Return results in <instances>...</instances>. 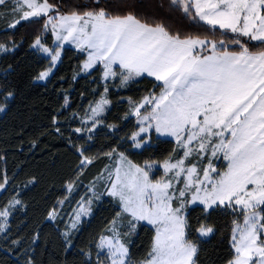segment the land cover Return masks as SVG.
Here are the masks:
<instances>
[{
    "label": "snow or ice",
    "instance_id": "snow-or-ice-1",
    "mask_svg": "<svg viewBox=\"0 0 264 264\" xmlns=\"http://www.w3.org/2000/svg\"><path fill=\"white\" fill-rule=\"evenodd\" d=\"M95 2L99 5V0ZM170 3L210 30L235 34L231 42L239 50H228L224 40L218 46L207 37L182 36L132 12L113 15L102 7L61 13L49 0H0V8L12 13L8 17L0 11V16L11 29L22 21L45 18L43 29L54 36V46H46L40 36L34 40L32 47L49 59V67L38 74V80L48 79L68 44L86 54L82 71L100 65L104 81L118 78L126 86L147 75L160 82L158 93L130 101L137 128L128 139L134 148L151 151L153 133L173 137L179 155L174 150L163 160L137 164L115 148L103 154L112 161L96 178L107 181L105 191L97 193L95 182L90 184L92 197L81 198L70 218V228L75 230L82 217L91 214L94 198L108 196L116 201L119 210L105 229L107 234L98 237L94 264H198V244L189 235L188 208L192 205L203 206L205 214L220 208L237 214L227 264H264V0ZM239 37L257 42L259 50L251 51ZM9 50L0 44V51ZM107 92L105 85V95L89 105L90 115L82 119L86 127L76 128V133L93 139L103 123L99 117L111 104ZM11 96L8 93L5 100ZM5 106L0 105V112ZM77 151L78 179L99 157L89 156L87 148ZM218 156L227 161L223 171L214 165ZM7 183L6 177L0 181V191ZM75 184V180L69 181L67 190L71 192ZM19 204L13 198L0 208V232L7 229L11 210ZM58 215L53 208L48 218L55 220ZM141 222L153 227L154 236L147 256L134 261L129 238ZM195 231L208 237L214 229L201 223ZM72 234L63 233L66 247L72 246ZM87 255L91 259V253Z\"/></svg>",
    "mask_w": 264,
    "mask_h": 264
},
{
    "label": "trees",
    "instance_id": "trees-1",
    "mask_svg": "<svg viewBox=\"0 0 264 264\" xmlns=\"http://www.w3.org/2000/svg\"><path fill=\"white\" fill-rule=\"evenodd\" d=\"M49 2L61 13L84 12L97 7L113 15L132 12L149 23H162L182 36L207 37L217 41L218 46L219 41L224 40L228 50H239L231 42L234 34L210 30L202 22L191 20L170 0H99V5L95 0ZM44 20L25 23L13 30L7 29L6 19L0 22V44L13 48L0 59V105H6L0 116V181L5 177L8 181L0 194V208L13 198L21 201L11 214L8 228L0 232V264H29V261L32 264H94L98 237L107 234L105 229L119 208L113 198L106 196L72 235V246L66 247L65 221L52 222L48 215L67 197L68 182L75 180V186L80 187L92 184L110 163L103 154L114 148L137 164L163 160L174 150L179 155L180 149L174 141L153 134L152 150L137 151L128 139L137 128L135 118L130 117V101L137 102L160 90V83L147 76L124 89H109L111 106L101 119V127L92 134L93 139L76 133V128H82L89 105L104 93L101 69L81 75L85 54L66 48L49 81L37 82L38 74L49 67V60L32 48L35 38L43 36ZM239 39L247 43L251 51L259 50L255 46L257 42L244 37ZM8 93L12 96L5 100ZM54 116L56 124H53ZM77 148H87L89 156L99 157L78 179L80 157ZM202 207L188 208L192 225L189 235L198 244L196 260L198 264H227L232 256L229 238L237 214L223 208L205 214ZM201 223L213 227L209 238H201L195 231ZM153 236V228L138 227L129 244L134 261L147 256ZM87 253H91V259Z\"/></svg>",
    "mask_w": 264,
    "mask_h": 264
},
{
    "label": "rangeland",
    "instance_id": "rangeland-1",
    "mask_svg": "<svg viewBox=\"0 0 264 264\" xmlns=\"http://www.w3.org/2000/svg\"><path fill=\"white\" fill-rule=\"evenodd\" d=\"M0 11H3V12L5 13V15L8 16V17H11V15H12V13H11V9H2V8H0ZM4 19H5L4 16H0V22L3 21ZM39 19H45V18H44V17H40ZM39 19H38V20H39ZM32 21H37V19H36V18H33V20H30V21H22L20 25H23V24H25V23H30V22H32ZM202 23H203V22H202ZM20 25H17V27L20 26ZM17 27H16V28H17ZM16 28H15V29H16ZM7 29L13 30V29L8 28V27H7ZM221 31H224V30H221ZM224 32H226V31H224ZM229 33H230V32H229ZM42 34H43V36L41 37L42 42H44V43L46 44V46H48V47H53V46H54V44H53L54 36H52L50 32H45L43 28H42ZM231 34H233V33H231ZM234 35H235V34H234ZM32 48H33V50L36 51L39 55H41L42 57L48 59V57L46 56V54H44L43 52L39 51L38 49H36V48H34V47H32ZM66 48H71V49H74V50H76V51H79V50L76 49L75 46H73V45H68V44H66V45H64V50H65ZM9 49H11V50H9V51H0V59H1V57H2L3 55H5V54H7V53H9V52H11V51H13V48H9ZM64 50H63V52H64ZM63 52H62V55H61V59H62V56H63ZM79 52H80V51H79ZM85 57H86V54H85ZM85 59H86V58H85ZM48 60H49V59H48ZM60 62H61V60H60ZM60 62H58V63L54 66V69H53L51 75L48 77L47 80H38V79H37V82H39V83H41V84H45V83H47V82L49 81V79L51 78L52 74L54 73V71L56 70V68L58 67V65L60 64ZM83 63H84V62H83ZM82 65H83V64H82ZM97 68H100V69H101V66H100V65H97V67L94 68V69H92L91 71H89V72H84V71H82V67H81V75H88V74L92 73V72H93L95 69H97ZM145 76H146V75H145ZM142 77H144V76L136 77V78L130 80L126 86H129L130 84H132L133 82L139 80V79L142 78ZM147 77H148V76H147ZM150 78H152V77H150ZM101 79H102V77H101ZM152 79H154V78H152ZM154 80H155V79H154ZM157 82L160 83L159 81H157ZM102 83H103L104 85H107V86H108V91H109V89H110L111 87L122 88V89H124V87H126V86H121V85L119 84V82H118V78H117V80H115V81H104V80L102 79ZM104 95H105V93H103L102 96H104ZM107 98H108V92H107ZM99 99H100V98H99ZM99 99H98V100H99ZM98 100H97V101H98ZM97 101H96V102H97ZM96 102H94V103L91 104V105L94 106ZM110 106H111V104H110L109 106H106V109H105L104 114H103L101 117H99V119H102V118L105 116V114H106L107 111L109 110ZM130 110H131V104H130ZM4 111H5V110H4ZM4 111H3V112H0V116H2V114L4 113ZM142 111H143V109H142ZM86 114H87V115H90V109H89V108L87 109ZM86 114H85V115H86ZM85 115H84V116H85ZM130 117L135 118V117L132 116V115H130ZM135 120H136V118H135ZM84 127H86V125L82 123V128H84ZM100 127H101V124H100V126H99L97 129H99ZM97 129H96V130H97ZM93 134H94V133H93ZM153 134H154L156 137H159V138H162V139H170V140H172V141L175 142V138H173V137H163V136H159L158 134H155V133H153ZM130 142L132 143L131 140H130ZM133 149H134V150H137V151L142 150V149H136V148H134V147H133ZM189 159H190V160H194V157H190ZM206 159H207V157H206ZM111 164H112V161H110L109 165H111ZM226 164H227V161H224V160L222 159L221 156H218L217 158L214 159V165L217 167V170H218V171H223V170H224V165H226ZM104 175L106 176L107 173H105ZM93 182H95V183H94V187H95V191H96L97 193H101V192L105 191L107 181H106L104 178H101V179H99V180L95 179ZM93 182H92V183H93ZM2 192H3V191H0V194H1ZM89 197H92V192L89 190V185H87V186H85V187L75 186V187L72 189L71 192L68 191V195H67V197H66L65 199L62 200V201H63V204H62V205H61L60 203L58 204V206H57L56 209H57L59 215L57 216V218H56L55 220H50V219H49V220L52 221V222H56V221H58V220H59V221H65V224H66V226H65V231H71V232L74 234V233H75V232H76V231L82 226V224H83L86 220H88V219L93 215L94 210H95V209L101 204V202L104 200V198H105L106 196H101L99 199H95V198H94V199H93V202H92L91 214H90L89 216L82 217V220H81V222L78 224L77 229L72 230V229L70 228V218L72 217L74 210L77 208L78 202L81 200V198H85V199H87V198H89ZM17 206H18V205H16V206L11 210V214H12L13 210H14L15 208H17ZM196 206H200V205H192V206H190V207H196ZM190 207H189V208H190ZM10 217H11V215L9 216L8 223H9ZM140 225H147V224L144 223V222H141ZM140 225H139V226H140ZM139 226H138V227H139ZM147 226L153 228L151 225H147ZM138 227H137L135 233L137 232ZM7 228H8V227H7ZM65 231H64V232H65ZM3 232H4V231H3ZM135 233H134V234H135ZM73 234H72V235H73ZM134 234H133V235H134ZM211 235H212V234H211ZM211 235H210V236H211ZM210 236H208V237H201V236H200V237L206 239V238H209ZM131 237H132V236H131ZM131 237H130L129 239H131Z\"/></svg>",
    "mask_w": 264,
    "mask_h": 264
},
{
    "label": "crops",
    "instance_id": "crops-1",
    "mask_svg": "<svg viewBox=\"0 0 264 264\" xmlns=\"http://www.w3.org/2000/svg\"><path fill=\"white\" fill-rule=\"evenodd\" d=\"M147 76V75H146ZM152 78H154V77H152Z\"/></svg>",
    "mask_w": 264,
    "mask_h": 264
}]
</instances>
